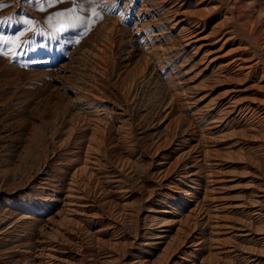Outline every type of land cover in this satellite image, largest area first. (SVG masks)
Returning a JSON list of instances; mask_svg holds the SVG:
<instances>
[{
  "label": "rangeland",
  "instance_id": "374dc122",
  "mask_svg": "<svg viewBox=\"0 0 264 264\" xmlns=\"http://www.w3.org/2000/svg\"><path fill=\"white\" fill-rule=\"evenodd\" d=\"M151 1L104 0L108 7L116 3L117 9L105 13L97 8L101 19L89 16L94 26L86 34L81 35L80 28L51 35L52 27L46 21L71 8V0H61L51 7L44 0H0L4 4L0 21L12 18L11 23H0V36H14L23 30L20 18L33 21L32 30L21 38L18 54L0 56V264H32L35 260L44 220L55 215L61 205L58 199H51L50 190L64 186L60 177L68 159L79 154V147L90 138L89 116L106 131L100 169L107 170L108 177L111 172L116 174L126 191L129 208L123 214L117 213L114 199L97 189L93 194L94 209L104 217L95 225L81 222L75 229L68 246L73 245L74 263L98 264L106 251L95 242L99 239L116 244L111 264H143L145 259L160 256L164 245L156 243L159 225L155 217L167 194L175 203H164L171 212L167 219L176 216L184 220L188 210H195L189 219V236L183 238L182 246H173L176 250L169 263L173 264L177 257L189 258L196 246L199 254H208V241L198 244L211 231L204 210H199L206 192L201 157L206 147L204 135H214L202 131L207 124L197 113L202 104H186V99L201 90L195 69H190L193 58L180 47L161 7ZM211 1L223 8L216 11L213 26L228 8L230 12L242 6L244 13L255 20L260 18V12L264 15V0ZM198 2L192 0L184 10L194 11ZM234 20L229 21L233 26L228 23L227 28L235 26ZM211 24L205 27L204 35L211 32ZM0 47L7 51L9 46ZM77 96L79 101L74 103ZM121 161L127 164L120 167ZM228 188L227 185L221 192L225 200L220 202H230L236 195ZM185 194L192 200L182 208ZM97 229L101 234H96Z\"/></svg>",
  "mask_w": 264,
  "mask_h": 264
},
{
  "label": "bare ground",
  "instance_id": "6f19581e",
  "mask_svg": "<svg viewBox=\"0 0 264 264\" xmlns=\"http://www.w3.org/2000/svg\"><path fill=\"white\" fill-rule=\"evenodd\" d=\"M152 1L161 7L163 16L168 21L170 20L169 29L176 32L182 50L185 53L189 52L190 58H193L190 69H195L193 73L200 79L198 84H200L199 88L201 90L197 91L193 98L186 99V104L190 107L195 103L197 105L202 104L197 111L207 122L203 127L205 130L202 131L214 135V137H210V134V136L204 135L205 138L207 137L204 143L206 147H204L203 155L201 154L202 165H204L201 168L205 176L206 192L203 191L204 201L199 210H204L206 218L211 223V231L208 236L206 235L207 237H201L199 239L201 242L198 241L200 242L198 244H203L207 240L209 252L206 256L202 255L204 252L199 254V247L196 246L197 250L193 249L188 254L190 259L185 258L186 256L183 255L184 257H177L173 264H264V15L260 12V18L255 20L249 14L244 13L242 6L232 7L233 10L229 12L230 9L228 8V12H224L222 20L220 19L221 21L213 26L211 23L216 11H219L222 6L211 0H199L197 8L192 12L187 11L188 9L187 12L184 10V7L188 6L192 0ZM224 1L230 3L233 0ZM190 6L192 5L190 4ZM237 14H240V16L236 17ZM233 18L235 19V26L227 28L229 21ZM210 24L212 25V28L210 27L211 32L204 35L205 27ZM161 44L163 45V43ZM157 50L159 49L157 48ZM156 53L159 54L157 51ZM162 59L164 58L162 57ZM182 86L184 85L182 84ZM172 96L175 97V95ZM75 98L74 103L79 101L78 96ZM172 99L176 98L172 97ZM89 113L92 115V112ZM89 117L91 122H88L87 125L92 130V134L85 145L79 147V154L76 152L77 155H71L70 158L68 157L69 159L67 158V167H65L60 177L64 186L57 191L50 188L51 199L52 197L58 199L61 205L55 215L52 214L44 220L39 250L37 253L35 252V260L32 264H77L79 262L74 263L75 258L72 256L76 254L72 252L73 245L71 248L68 246L69 243L73 242L71 240L74 237V231L82 225L81 222H84L87 226L95 225L98 220L104 217L101 211L94 209L95 196L93 197V194L96 193L97 189L114 199L113 201L118 209L117 213L123 214L127 210L126 208H129L126 203V191L121 188L116 174L109 172L112 175L108 177L107 170L102 172V169H100L104 159L102 155L105 152L103 143H105L106 131L105 128L99 127L98 120H92L93 118ZM125 163L126 161H121L120 167ZM227 185L233 189V193L236 195L234 194L235 196L230 202H220L225 200L221 192L223 193L226 190ZM186 194L183 200L185 204H182V208L186 207L187 204H191L192 199ZM163 197L164 203L168 201L172 205L175 204L168 194ZM162 203H159L161 210L157 212L155 217V222L159 225V232H157L155 239L157 245H164L161 250L162 254L155 259L144 260L142 258L144 260L143 264H171L169 260L173 259L176 250L173 246L183 244V238L189 236V219L195 210H188L189 214L184 217V220L176 216H171L172 219L170 220L166 216L171 213L167 210L169 206ZM196 205H199V203ZM87 210L90 211L89 214H86ZM82 217L87 220H80ZM24 219L22 220L24 221ZM96 232L98 235L101 231ZM99 240H95V242L100 243L99 245L105 248L106 251L100 260L98 258V264L113 263L112 253L116 244L112 242L113 240L105 242H99ZM157 253L159 254V252ZM138 258L140 259V257Z\"/></svg>",
  "mask_w": 264,
  "mask_h": 264
},
{
  "label": "snow or ice",
  "instance_id": "6c2138e0",
  "mask_svg": "<svg viewBox=\"0 0 264 264\" xmlns=\"http://www.w3.org/2000/svg\"><path fill=\"white\" fill-rule=\"evenodd\" d=\"M61 2V0H44V4L51 7L54 3ZM73 6L65 11L56 13L55 17H49L46 23L52 27L51 35L65 33L69 29H80L83 31L80 33L84 35L89 29L94 26V21L89 18L95 17L97 20L101 19V13L97 11V8L103 9L105 13L112 12L117 9L116 3L111 7L105 5L104 0H71ZM4 4L0 3V8H3ZM43 10V9H41ZM53 20L56 24L53 26ZM12 18L9 17L5 21L0 23H11ZM18 23H21L24 27L14 36H0V46L8 45L7 51H4L0 47V56H15L17 55V49L21 48V38L24 37L26 31H31L33 27V21L29 19L20 18ZM77 43L79 41H76ZM25 43H27L25 41Z\"/></svg>",
  "mask_w": 264,
  "mask_h": 264
}]
</instances>
